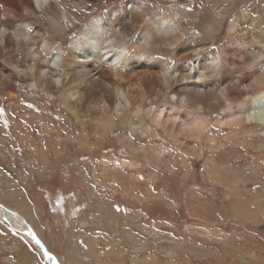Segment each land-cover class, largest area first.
Masks as SVG:
<instances>
[{"label": "rangeland", "instance_id": "1", "mask_svg": "<svg viewBox=\"0 0 264 264\" xmlns=\"http://www.w3.org/2000/svg\"><path fill=\"white\" fill-rule=\"evenodd\" d=\"M123 1H127L133 11H139L135 1H142L145 7L162 9V13L169 19L174 18L170 8H174L177 13L188 9L192 11L193 7L199 8V12L194 14L198 17L194 27L192 18L183 14L186 16L183 25L189 28L184 40H188L189 35L200 33L205 43V40L209 41L206 29L210 28L215 29V36L210 44L204 45L187 62L195 63L204 55L216 56L220 63L230 58L229 65L225 63L229 70L226 73L228 81L221 80V74L224 73L221 66L220 75L216 79L218 82L212 83L222 88L224 84L236 79L234 83L243 82L241 86L252 82L251 78L244 82V77L252 70L244 65L259 48L254 40L262 37V29L259 27L264 24V0H181L175 3L168 0H84L82 6L85 7L77 5L74 0H67L70 11L75 12L79 18L76 24L71 25L64 20L66 27L57 30L49 23L47 15H44L40 18V25L57 36L59 46L66 51L70 39L80 34L92 19L105 16L114 6L120 8ZM166 11H171V16ZM148 17L152 18L151 12ZM26 18L24 16L19 23ZM238 18L241 36L228 39L231 22ZM128 32L129 36H119L120 48L134 46L139 30ZM192 41L196 44V41ZM164 57L171 61L173 50ZM257 66L264 71V60ZM1 67L15 72L14 66ZM18 104L22 105L21 110ZM54 106L51 99L39 90L31 91L27 88L22 89L15 98L5 95L0 100V200L19 212L59 262L264 264V179L256 181L244 178L241 181L240 178L232 177L235 172L241 175L249 173L252 168L249 169L248 162L244 166L221 164L224 175L214 179L206 175L210 166L205 167V158L199 159L196 155L191 157L193 165L188 170L184 167H179L177 171L167 167L160 169L155 163H147L144 151L133 150L125 143L124 134L130 130V126H127L118 129L116 135L107 133L94 147L75 146L64 152L56 147L46 149L47 152L43 154L47 160L42 163L37 148L30 145L21 147L19 143L26 141L30 133L28 136L22 130L18 135L16 124L28 132L22 115L25 110L35 115L36 109L45 117L42 109L49 110L50 114L57 116V122L61 123L64 121L61 113L63 110L59 107L55 109ZM93 128H96V124ZM225 130L228 129L221 131ZM173 144L171 140L170 145ZM136 145L147 146L148 141L137 138ZM173 148L178 152L176 145ZM53 149L57 150V155ZM206 149L207 157L210 150ZM260 153L262 151L250 150L248 159H251V154L255 158ZM104 157L110 169L113 166L118 168L119 158L123 157L129 163H139L137 167L145 174L141 176L126 164L116 170L117 174L120 172L123 175L122 178L108 180L99 166V161ZM135 159L138 161L134 162ZM219 159L223 162L222 157ZM187 172L190 174L187 175ZM227 173L230 175H225ZM124 184L135 188L141 200L128 197ZM111 186L120 191L116 193ZM233 203L240 208H231ZM240 209L241 212L245 210L251 214L257 210L256 215L260 217L257 222L238 218L236 210ZM143 211L145 215H141ZM152 221L157 223L155 227L150 225ZM187 225H190L192 232L187 231ZM208 228L211 231L226 232L228 236L224 240H209L194 231ZM0 264L49 263L32 240L0 216Z\"/></svg>", "mask_w": 264, "mask_h": 264}, {"label": "bare ground", "instance_id": "2", "mask_svg": "<svg viewBox=\"0 0 264 264\" xmlns=\"http://www.w3.org/2000/svg\"><path fill=\"white\" fill-rule=\"evenodd\" d=\"M74 1L84 6V0ZM168 1L175 3L181 0ZM135 2L139 11L129 8L126 1L120 4V8L112 7L105 16L92 19L80 34L70 39L65 51L58 44L59 38L46 31L47 27L40 25V18L47 15L49 23L57 30L66 27L64 20L71 25L76 24L79 18L75 12L70 11L67 0H0V100L5 95L15 98L24 88L39 90L51 99L55 109L62 108L64 116V121L58 123L57 116L50 114L49 110L42 109L46 117L38 109L35 115L25 110L22 118L28 132L19 124H16V131L20 135L23 130L32 137L27 136V142L21 141V147L30 145L37 148L40 160L44 163L47 160L43 154L47 152L46 149L56 147L64 152L75 146L94 147L107 133L116 135L118 129L130 126V130L124 134L125 143L133 150L144 151L148 164L155 163L160 169L167 167L172 171H177L179 167L188 170L193 165L191 157L196 155L199 159L205 158V167L210 166L206 175L214 179L224 175L221 164L244 166L248 162L249 169L252 168L249 173L241 175L235 172L232 177L240 178L241 181L244 178L262 181L264 71L258 69L257 65L264 60V24L259 27L262 29V37L254 40L259 48L244 65L252 69L244 77V82L250 78L252 82L241 86L243 82L236 84V79L220 88L212 82H218L216 79L220 75L221 66L224 69L221 80L228 81L229 70L225 63L229 65L230 58L220 63L216 56L204 55L195 63L187 62L204 45L210 44L215 36V29L210 28L206 29L209 41L205 40V43L200 33L189 35L188 40H184L189 30L183 25L185 17L192 18V26H196L198 17L194 14L199 12V8L181 10L180 13L170 8L174 18L169 19L162 13V9L145 7L142 1ZM149 11L152 18L148 17ZM166 13L171 16V11ZM180 14L182 16H178ZM24 16L27 18L19 23ZM231 23L228 39L240 37L239 18ZM130 30H139L134 46L120 48L119 36H129ZM172 50L174 57L167 61L164 56ZM1 66H14L15 72ZM20 106L18 104L21 110ZM95 124L96 128H93ZM223 129L228 130L223 132ZM137 138L148 141V145L137 146ZM171 140L178 152L170 145ZM206 147L210 150L207 157ZM250 150L262 153L256 154L255 158L251 154V159H248ZM54 152L57 155V150ZM126 164L144 176L145 172L137 167L139 163H129L127 158L120 157L118 168L113 166L111 169L105 157L99 161L108 180L122 178L123 175L120 172L117 174L116 170ZM257 167L261 170L254 169ZM124 185L128 197L141 200L135 188ZM111 188L116 193L120 191L115 186ZM230 207L240 208L234 203ZM244 211L236 210V216L257 222V210H253L255 214ZM141 215H145V212H141ZM0 216L32 240L43 251L49 264H62L43 240L48 252L42 250L33 234L36 232L19 212L1 200ZM156 224L150 222L152 227ZM185 228L192 232L190 225ZM194 231L209 240H224L228 236L226 232L211 231L209 228Z\"/></svg>", "mask_w": 264, "mask_h": 264}, {"label": "water", "instance_id": "3", "mask_svg": "<svg viewBox=\"0 0 264 264\" xmlns=\"http://www.w3.org/2000/svg\"><path fill=\"white\" fill-rule=\"evenodd\" d=\"M20 217V216H19ZM32 232H33V230H31ZM33 234H34V236L36 237V240H37V242H39L40 244H41V246H42V250H44V252H48V249L46 248V246L43 244V241H42V239L38 236V235H36V233H34L33 232ZM42 253H43V251H41ZM45 257V256H44ZM51 263V262H50Z\"/></svg>", "mask_w": 264, "mask_h": 264}, {"label": "snow or ice", "instance_id": "4", "mask_svg": "<svg viewBox=\"0 0 264 264\" xmlns=\"http://www.w3.org/2000/svg\"><path fill=\"white\" fill-rule=\"evenodd\" d=\"M221 95H223V90L221 91ZM174 99H175V97H174ZM0 111H2V110H0Z\"/></svg>", "mask_w": 264, "mask_h": 264}]
</instances>
